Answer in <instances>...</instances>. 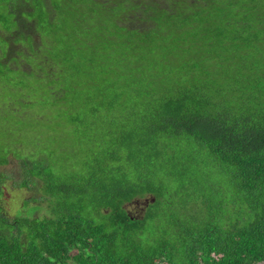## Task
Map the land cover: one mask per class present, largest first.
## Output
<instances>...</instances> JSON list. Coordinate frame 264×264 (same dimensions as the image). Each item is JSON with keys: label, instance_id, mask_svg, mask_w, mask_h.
<instances>
[{"label": "trees", "instance_id": "obj_1", "mask_svg": "<svg viewBox=\"0 0 264 264\" xmlns=\"http://www.w3.org/2000/svg\"><path fill=\"white\" fill-rule=\"evenodd\" d=\"M178 1L0 0V80L37 77L7 82L3 104L66 111L70 131L110 137L73 173L44 148L25 156L19 184L41 179L50 214L1 211L0 264L264 260V0ZM12 42L26 50L5 62Z\"/></svg>", "mask_w": 264, "mask_h": 264}, {"label": "rangeland", "instance_id": "obj_2", "mask_svg": "<svg viewBox=\"0 0 264 264\" xmlns=\"http://www.w3.org/2000/svg\"><path fill=\"white\" fill-rule=\"evenodd\" d=\"M168 1L172 6L175 3L174 0ZM178 2L180 3L178 5H183L181 0ZM184 8L187 11L189 9L188 7ZM1 34L2 31H0ZM5 43L0 38V58L6 54V45L8 44ZM12 46L10 55L3 58V61H12L18 52H20L19 50L21 48L24 49V45L20 42H12ZM27 58V56L22 55L20 57L18 56L15 61L18 60L17 62H19L22 59L26 62ZM9 71L11 72L10 76L13 77L7 81L10 84H13L17 80L24 81L25 83L28 81L34 83L37 78L33 75L34 72H32V74L26 76L28 80L26 81L22 78L23 73L19 77L20 74L16 72V69L13 68ZM16 77L19 78L16 79ZM7 82L0 80V143L4 142V138L10 137L13 149L9 152V162L0 165V174L4 176L3 180L0 179V212L3 211L5 213L4 215L10 219L16 216L30 217L31 215L44 217L50 214V206L43 191V181L35 177L28 183L29 187L19 184L27 178L24 162H28L29 159H26L25 156L35 155L41 158L45 155V153L41 152L44 148L47 151L48 159L52 161V169L55 168V171L59 173H64L67 170L73 173L75 172L73 170L78 169V160L87 159L92 153H95L92 149L95 148V144L99 145L103 141L110 139L109 129L105 127L104 130L96 131L95 126L89 127L85 132L90 134L92 138L86 140L85 134L81 136L80 134L74 133L73 130L70 131V128L67 127L70 114L66 111L59 112L52 110V107L49 109L47 106L31 108L28 107L29 104L25 103L23 105L18 104V102V106L14 110L10 109L3 104L7 98ZM95 119L100 128L108 124L102 121L98 115ZM89 120L90 118H88ZM38 134L43 136V143L38 141ZM7 151V149L0 151V155L5 156V152ZM66 157H70L73 163L66 161ZM147 197L150 198V196ZM26 200H30V204ZM145 200L143 198L136 199L133 203L127 204L129 212L134 215L142 214V207H144Z\"/></svg>", "mask_w": 264, "mask_h": 264}, {"label": "water", "instance_id": "obj_3", "mask_svg": "<svg viewBox=\"0 0 264 264\" xmlns=\"http://www.w3.org/2000/svg\"><path fill=\"white\" fill-rule=\"evenodd\" d=\"M152 200H154V198ZM252 264H264V260L259 261V262H255V263H252Z\"/></svg>", "mask_w": 264, "mask_h": 264}, {"label": "flooded vegetation", "instance_id": "obj_4", "mask_svg": "<svg viewBox=\"0 0 264 264\" xmlns=\"http://www.w3.org/2000/svg\"><path fill=\"white\" fill-rule=\"evenodd\" d=\"M128 204H131V203H128ZM144 211H145V206L142 207V212L141 213H143Z\"/></svg>", "mask_w": 264, "mask_h": 264}]
</instances>
